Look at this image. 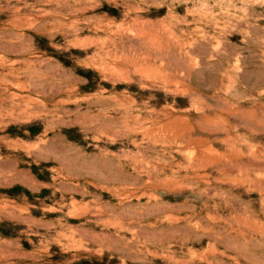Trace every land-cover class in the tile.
<instances>
[{"label": "rangeland", "instance_id": "obj_1", "mask_svg": "<svg viewBox=\"0 0 264 264\" xmlns=\"http://www.w3.org/2000/svg\"><path fill=\"white\" fill-rule=\"evenodd\" d=\"M0 264H264V0H0Z\"/></svg>", "mask_w": 264, "mask_h": 264}]
</instances>
